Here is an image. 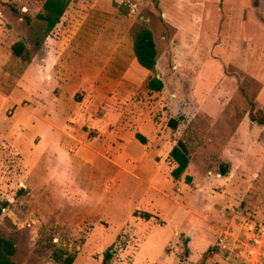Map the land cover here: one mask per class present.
Returning a JSON list of instances; mask_svg holds the SVG:
<instances>
[{"label":"rangeland","instance_id":"374dc122","mask_svg":"<svg viewBox=\"0 0 264 264\" xmlns=\"http://www.w3.org/2000/svg\"><path fill=\"white\" fill-rule=\"evenodd\" d=\"M22 1L0 0V231L15 260L264 264L244 228L264 225V126L249 116L255 97L264 110V0H73L49 34ZM139 23L154 72L135 57ZM183 138L191 162L176 180Z\"/></svg>","mask_w":264,"mask_h":264},{"label":"trees","instance_id":"16d2710c","mask_svg":"<svg viewBox=\"0 0 264 264\" xmlns=\"http://www.w3.org/2000/svg\"><path fill=\"white\" fill-rule=\"evenodd\" d=\"M72 0H23L22 3L26 6L31 14H24L23 18L28 25L33 22V15L37 19L45 22L47 25L46 32L51 33L61 18L67 11ZM132 34L134 38V52L137 62L143 68L149 71H156L158 61V48L152 29L147 24H136L133 26ZM12 53L14 57L21 58L25 63L32 61L31 52L23 41H18L12 46ZM148 88L152 91H162L164 82L154 77L148 83ZM256 97L252 100L250 119L254 123L264 126V110L257 109ZM243 117V114L240 118ZM180 120L174 118L170 121V126L173 129L178 128ZM142 143L146 144L147 139L144 136L138 135ZM170 158L176 164L172 171V176L176 180H180L186 173L191 162V148L186 139H180L170 152ZM221 173L226 175L228 173V164L222 166ZM186 182L191 183L192 177L187 176ZM9 206V202L0 200V217L4 210ZM142 216L150 219L149 213H143ZM17 253L16 240L13 237H8L0 231V264H20L15 260ZM113 259L112 250L105 253L102 264H110ZM56 264H74L75 256L63 250H58L54 254Z\"/></svg>","mask_w":264,"mask_h":264},{"label":"built area","instance_id":"2783aa9c","mask_svg":"<svg viewBox=\"0 0 264 264\" xmlns=\"http://www.w3.org/2000/svg\"><path fill=\"white\" fill-rule=\"evenodd\" d=\"M259 223H246L245 232L248 235H251V246L249 247V255L253 259L254 255L258 258L261 256V251L264 248V225H258Z\"/></svg>","mask_w":264,"mask_h":264},{"label":"crops","instance_id":"0c3cea01","mask_svg":"<svg viewBox=\"0 0 264 264\" xmlns=\"http://www.w3.org/2000/svg\"><path fill=\"white\" fill-rule=\"evenodd\" d=\"M73 1V0H72ZM22 6H23V8H26L27 9V11H28V14H31L30 12H29V10H28V8L26 7V6H24L23 5V3H22ZM65 14H66V12H65ZM65 14L63 15V17L61 18V19H63L64 18V16H65ZM32 15H35V14H32ZM36 16V15H35ZM24 19V18H23ZM33 19H34V16H33ZM60 24V22L57 24V26ZM55 29V28H54ZM249 117V116H248ZM247 117H245V119H246ZM244 119V120H245ZM244 120H243V122H244ZM252 123H254L253 121H251ZM242 125V124H241Z\"/></svg>","mask_w":264,"mask_h":264}]
</instances>
